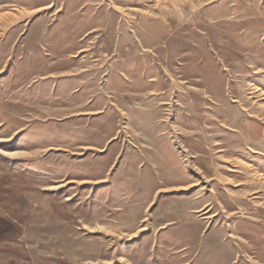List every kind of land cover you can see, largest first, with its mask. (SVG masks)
<instances>
[{
    "label": "rangeland",
    "instance_id": "1",
    "mask_svg": "<svg viewBox=\"0 0 264 264\" xmlns=\"http://www.w3.org/2000/svg\"><path fill=\"white\" fill-rule=\"evenodd\" d=\"M0 264H264V0H0Z\"/></svg>",
    "mask_w": 264,
    "mask_h": 264
},
{
    "label": "bare ground",
    "instance_id": "2",
    "mask_svg": "<svg viewBox=\"0 0 264 264\" xmlns=\"http://www.w3.org/2000/svg\"><path fill=\"white\" fill-rule=\"evenodd\" d=\"M52 187V186H51ZM58 187V186H57Z\"/></svg>",
    "mask_w": 264,
    "mask_h": 264
}]
</instances>
